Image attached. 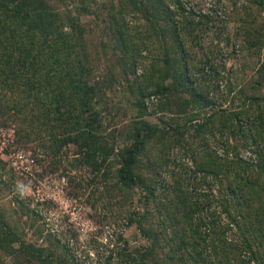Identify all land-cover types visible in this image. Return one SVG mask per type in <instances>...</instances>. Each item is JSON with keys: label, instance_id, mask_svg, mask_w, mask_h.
Here are the masks:
<instances>
[{"label": "trees", "instance_id": "obj_1", "mask_svg": "<svg viewBox=\"0 0 264 264\" xmlns=\"http://www.w3.org/2000/svg\"><path fill=\"white\" fill-rule=\"evenodd\" d=\"M80 1L69 9L64 0H0V125L14 121L17 144L39 139L53 161L71 158L72 165H85L96 179L107 180L114 137L104 131L99 107L104 88L116 77L111 61L125 74L147 51L149 70L144 67L141 80L134 76L128 82L137 112L123 129L127 142L118 149L111 177L123 191H141L144 211L132 209L126 224L135 225L145 243L131 246L121 236L123 245L104 264H264V95H243L241 86L240 103L215 108L211 81L219 70L212 37L228 41L222 0L214 7L196 0H103L95 10L93 1ZM84 14L92 19L84 22ZM197 52L203 56L199 62ZM101 57L108 76L99 83L92 75ZM260 70L264 74V66ZM155 113L169 115L167 121L161 117L165 125L146 119ZM190 113L201 116L193 120ZM215 131L223 139L211 148L206 135ZM149 144L165 155L154 160L160 168L178 145L194 166L175 162L182 174L172 171L166 194L172 195L163 201L155 199L163 180L139 170ZM69 145L76 148L74 157L61 151ZM8 169L0 159L1 193L14 186L12 172L3 179ZM192 178L215 184L213 198L199 193ZM151 199L159 217L154 223L147 210ZM168 228L174 234L169 238ZM46 240L45 245L26 240L18 222L10 223L0 211V264H78L67 243L52 233Z\"/></svg>", "mask_w": 264, "mask_h": 264}, {"label": "rangeland", "instance_id": "obj_2", "mask_svg": "<svg viewBox=\"0 0 264 264\" xmlns=\"http://www.w3.org/2000/svg\"><path fill=\"white\" fill-rule=\"evenodd\" d=\"M64 1L63 8L69 9H73L72 5L81 2L80 0ZM91 1L94 6L91 10H95V6L103 0ZM196 1L206 7H214L218 4L217 0ZM258 1L222 0L227 15L225 31L228 41L218 43V39L212 37V58L219 70L218 75L212 77L213 81H211V96L215 101V108H233L240 103L237 99L238 96H242L238 92L241 86L246 91L243 95L253 93L264 95V85L258 83V80L262 79L261 75L264 76L260 70L264 66V7L263 2ZM219 9L223 11V8ZM87 15L82 16L84 22L92 19L93 14ZM95 31L96 29H93L92 35L97 34ZM150 50L156 52L157 48L150 45ZM194 56L197 62L203 59L201 52H197ZM148 57L147 51L143 50L141 56H137L135 60L137 68L133 65L127 66L125 74H122L123 70L117 63L111 61L116 68V77L111 88H104L103 106L99 107L104 131L110 137L111 135L114 137V140L110 138V143L113 145L110 166L113 171L105 181L96 179L90 168L85 165H72L69 162L71 158L63 156L60 160L57 158L53 161L39 139L36 143L17 144L14 140L13 129L16 127L14 121L9 122L7 126L0 125V159L6 162V169H11L9 172L6 171L3 179L7 180L11 172L14 174L12 179L14 186H11L10 191L0 192V211L10 223L18 222L25 232L26 240L45 245L46 235L52 233L61 244H68L78 264H104L110 252L123 245L122 238L131 246L145 243V239L139 234L135 225L126 224V217L132 209L144 211L143 204L139 201L141 191L137 187L134 190L123 191L113 185L114 179L111 177L115 169L118 149L127 142L124 140L126 130L123 134V129L135 118L137 112L130 104L135 98L129 92L128 82L134 76H139L138 80H141L142 70L149 63ZM107 66L101 57L100 62L97 63L99 68L93 71L92 79L102 83V80L108 76L104 74L108 70ZM229 89L232 91L229 92ZM146 103L148 110L152 109L150 101L146 100ZM189 115L191 119H198L201 116L191 113ZM161 117L167 121L169 115L155 113L147 116L146 119L163 126L165 124ZM183 117L184 115L182 121ZM187 137L191 141V137ZM206 137L211 148L216 146L220 138L223 139L217 131L213 137L209 134ZM149 145L146 155L140 157L139 170L147 177L156 178L157 175L160 182L163 180L164 186L156 184L158 188L155 196L157 202L163 201L170 191L169 185H173L175 176L172 175V171L182 174L181 167L175 162L179 164L183 161L189 168L194 166L189 158L183 157V149L178 145L170 149L169 164L160 168L154 160H159L165 155L161 154V149L156 145ZM75 149V146L69 145L61 151L67 152L68 157H74ZM241 154L248 156L249 151L242 150ZM194 181L199 193L203 192L213 198L212 195L216 193L215 184L210 183L209 187L205 182L195 178L191 179L190 184H194ZM171 195L172 192L169 196ZM155 199L149 200L147 209L150 211L149 215L153 218L151 220L153 223L159 219L155 212ZM212 206L214 207L215 203ZM215 209L220 208L216 205ZM221 218L225 221L224 215ZM39 229L42 230L40 237L36 235ZM165 232L167 238L174 235L169 228Z\"/></svg>", "mask_w": 264, "mask_h": 264}]
</instances>
